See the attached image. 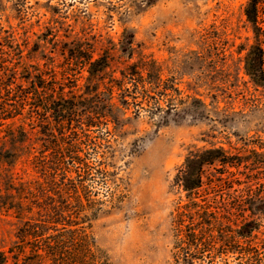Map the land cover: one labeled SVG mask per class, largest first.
<instances>
[{"label":"rangeland","instance_id":"rangeland-1","mask_svg":"<svg viewBox=\"0 0 264 264\" xmlns=\"http://www.w3.org/2000/svg\"><path fill=\"white\" fill-rule=\"evenodd\" d=\"M248 2L0 0V48L9 53L5 59L17 71V85L26 86L23 76L35 71L33 66L62 72L68 50L80 46L89 49L94 60L107 54V72L116 78L132 64L154 61L162 87L168 88L169 97L160 101L163 111L152 109L155 100L146 103L140 97V112L131 105L124 116L129 120L120 129L110 124L108 130L103 126L90 132L94 144L87 155L89 167L79 175H66L70 186L81 181L88 186L82 201L91 211L85 214L92 212L97 218L84 226L113 264H182L176 257L173 217L186 203V193L175 179L190 152L210 148H223L243 163L223 175L208 170L201 195L217 208L230 236L245 220L257 219L259 230L248 244L240 245L252 248L257 263L264 264V216L252 214L245 204L251 195L264 198V187L259 186L264 168L253 162L264 160V88L256 87L246 73V55L255 43L245 15ZM260 18L264 27V14ZM129 43L130 49L123 51ZM72 68L67 84L77 78L83 93L87 67ZM169 104L174 109L169 110ZM29 109L14 122L16 128L37 134L35 149L32 154L24 151L15 164L0 166V194L8 195L5 189L14 186L9 194L17 196L30 186L36 199L20 194L28 198L24 206L35 207L26 218L40 219L41 209L32 204L37 199L52 203L40 187L53 186V171L51 165L46 172L35 164V156L50 153L41 155L39 139L45 137L30 119ZM208 176L222 178L209 194L204 192L209 189ZM63 180L59 172L56 181ZM6 200L0 199V251L8 252L19 242L22 223L14 209L2 206ZM196 264H246V259L230 253Z\"/></svg>","mask_w":264,"mask_h":264},{"label":"trees","instance_id":"trees-1","mask_svg":"<svg viewBox=\"0 0 264 264\" xmlns=\"http://www.w3.org/2000/svg\"><path fill=\"white\" fill-rule=\"evenodd\" d=\"M261 14H264V0H249L245 15L255 35V43L246 55V73L258 88H264V27ZM130 45L123 51H128ZM68 54L65 70L59 73L51 71V68L42 70L33 66L35 71L28 70L23 76L26 83L23 86L16 84L14 75L17 71L10 68L5 59L9 53L0 48V166L3 163L15 164L24 151L32 154L35 149L33 136L37 137V134L30 135L24 129L16 128L14 122L29 106L30 119L41 127L39 134L45 137L39 139L43 149L41 155L50 153L48 156H35V164L46 172L51 165L50 170L53 171L50 174L53 186L40 187L43 197L52 203L44 204L37 199V203L32 204L38 205L37 209L44 213L41 215L39 211L40 219L26 218L33 214L35 207L24 206L23 199L28 198L20 196L26 194L36 199L30 186H24L23 193L17 192V196L9 194L14 186L5 189L8 195L0 194V199L7 198L2 206L14 209L22 223L18 232L19 242L8 252L0 251V264H113L84 226L97 218L92 212L85 214L91 211L82 201V193L84 195L88 186H84V181L70 186L71 180H67L66 175H79L82 168L89 167L87 155L94 144L90 132L95 133L103 126L108 130L110 124L114 125V130L120 129L129 120L124 116L131 105L138 107L136 111L140 112L142 103L137 102L140 97L146 103L155 100L157 106L152 108L155 111H163L160 101L169 97L168 88L162 87L161 75L154 61L132 64L121 70L120 77L116 78L107 72L110 68L107 54L94 60L93 53L80 46L68 50ZM74 65L87 67L88 77L83 93L77 78H73V85L67 84L72 78ZM66 89L69 91L66 92ZM138 94L139 97L135 96ZM169 105V110L174 109L172 104ZM254 152L256 156L263 157V154ZM240 159L239 156L229 155L223 148L195 150L178 169L175 182L186 193V203L176 208L173 225L176 257L182 264L210 262L230 253L245 258L246 264H258L252 248L240 245L248 244L259 230L257 219L245 220L230 236L223 229L217 208L201 195L208 170L212 174L223 175L227 168L242 164ZM253 162L264 168V160ZM59 172L64 175L60 183L56 181ZM207 181L209 189L204 192L209 194L222 178L208 176ZM259 186L264 187V183ZM54 196L61 201H55ZM15 198L17 203L13 201ZM245 204L252 214L264 216V198L258 200L251 195ZM228 214L231 215L230 212Z\"/></svg>","mask_w":264,"mask_h":264}]
</instances>
